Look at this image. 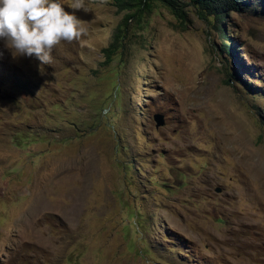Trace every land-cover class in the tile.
<instances>
[{
  "label": "rangeland",
  "instance_id": "1",
  "mask_svg": "<svg viewBox=\"0 0 264 264\" xmlns=\"http://www.w3.org/2000/svg\"><path fill=\"white\" fill-rule=\"evenodd\" d=\"M180 1L85 0L49 65L0 40V264H264V0Z\"/></svg>",
  "mask_w": 264,
  "mask_h": 264
},
{
  "label": "clouds",
  "instance_id": "2",
  "mask_svg": "<svg viewBox=\"0 0 264 264\" xmlns=\"http://www.w3.org/2000/svg\"><path fill=\"white\" fill-rule=\"evenodd\" d=\"M68 8L72 11L62 0H0V40L14 56H35L49 65L62 42H79L89 35L87 22L76 15L90 11L85 0H72Z\"/></svg>",
  "mask_w": 264,
  "mask_h": 264
},
{
  "label": "trees",
  "instance_id": "3",
  "mask_svg": "<svg viewBox=\"0 0 264 264\" xmlns=\"http://www.w3.org/2000/svg\"><path fill=\"white\" fill-rule=\"evenodd\" d=\"M160 2L169 6L174 10L182 11L181 1L180 0H112L113 4L117 7L118 10H127L128 12L124 15L123 23H126V20L129 16L137 11L145 8L146 10H151L154 2ZM193 4L199 7L201 13L207 11L208 14L214 15L215 18H221L227 8L232 7L235 9L241 8V2L239 0H190ZM245 2V1H244ZM243 2V3H244ZM130 11V12H129ZM126 34L124 27L122 25L118 26L113 33L111 41L107 46L102 48L104 62H111L114 57L125 50L126 45ZM227 46V45H226ZM235 79H239V76L236 73H230ZM228 83V81L226 80Z\"/></svg>",
  "mask_w": 264,
  "mask_h": 264
},
{
  "label": "water",
  "instance_id": "4",
  "mask_svg": "<svg viewBox=\"0 0 264 264\" xmlns=\"http://www.w3.org/2000/svg\"><path fill=\"white\" fill-rule=\"evenodd\" d=\"M156 125H161L163 123L162 116L160 114H156L155 116Z\"/></svg>",
  "mask_w": 264,
  "mask_h": 264
}]
</instances>
